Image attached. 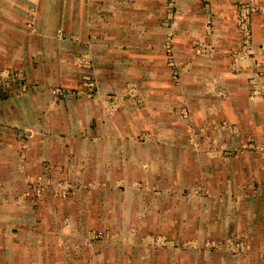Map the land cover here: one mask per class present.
I'll list each match as a JSON object with an SVG mask.
<instances>
[{"label": "crops", "instance_id": "1", "mask_svg": "<svg viewBox=\"0 0 264 264\" xmlns=\"http://www.w3.org/2000/svg\"><path fill=\"white\" fill-rule=\"evenodd\" d=\"M168 5L94 0L71 42L91 66L61 77L79 95L53 97L43 82L0 100V246H153L142 264H264V0H179L174 18ZM164 82L203 107L199 127L172 114L187 132L160 134L179 99Z\"/></svg>", "mask_w": 264, "mask_h": 264}, {"label": "rangeland", "instance_id": "2", "mask_svg": "<svg viewBox=\"0 0 264 264\" xmlns=\"http://www.w3.org/2000/svg\"><path fill=\"white\" fill-rule=\"evenodd\" d=\"M90 1L0 0L1 101L21 95L22 93L26 94L31 85L35 86L38 85V83L41 84L43 82L48 85V92L53 97L65 99L67 97H76L79 95L76 90L74 91V89L64 85L65 79L68 76H64V80H62L61 77L62 72L67 74V71L65 70L71 68L73 63L76 65L81 64L83 68L91 66V62L86 59V55L88 54H85V51H88V49L83 48L80 52L74 53V50L76 49H74V45L71 43L78 42L80 38H82L83 28L76 26V23H78L76 16L79 12L80 14L88 13L89 4L94 3V0ZM102 1L103 0H99V2ZM205 2L207 3L208 1ZM168 3L172 6L170 7V10L172 11L169 16L174 18L179 0H168ZM60 14L64 16L62 22ZM36 22H38L37 25L34 24ZM84 29L88 34H91V29ZM243 32H246V30ZM242 45L243 47H247L244 44ZM173 49L174 45L171 41L167 46V56L169 57L168 62L175 72L173 74V79L178 86L180 84L179 75L176 74L178 73V68L177 65L172 63L173 54L171 53ZM210 50L211 48L205 47L200 53L202 55H208L207 51ZM82 51L84 52L82 53ZM56 57L59 59L58 62L60 63V66H63L62 62L65 66L62 70L58 71L61 76H59L58 73L56 74V64L54 67L51 66L56 62ZM238 59L241 61L244 60V58L240 57ZM35 71L37 78L32 82V77H34ZM70 73L73 74L72 72ZM209 78H211L214 85V80L216 78ZM70 80H72V78H70ZM29 84L31 85L29 86ZM166 84L167 82L161 83V85L159 84V87L161 88L159 92L164 95L172 94V97L176 95L179 99L178 101L176 100L178 102L177 107L170 109V106L167 105L165 107V112L167 113L161 112L165 116L158 122L160 134L166 136L168 132H187L188 126L183 128L184 123L182 121L180 123L179 121L173 122L172 120H168L173 116L172 114H176V116L182 118L185 122L187 121L186 123H196V127H199V119L197 115L199 116L203 112V107H190L185 98L187 92L183 89H177L174 91L171 89V84L168 86ZM196 94H199V92L197 91ZM157 98L154 97L155 100L153 101L156 104H161V111H163L166 101L164 103L161 98ZM159 101L161 102L158 103ZM171 110H173V112H171ZM229 130L232 132L231 129ZM233 131L234 133L237 132L236 129H233ZM206 147L214 148L216 145L214 146L212 143L208 142ZM225 153L226 150H224V153L219 156L223 157L225 156ZM217 171L218 173L222 172L223 168L218 167ZM198 174L203 176L206 175L207 172H205V170H200L197 171V176ZM39 192L40 189L37 193ZM197 196L199 197V193ZM151 225L154 224L152 223ZM10 227L13 228V226ZM98 227L99 226H96L97 231L102 230L100 228L97 229ZM3 236H5V233ZM80 236L79 238L82 239L83 236ZM9 238L13 243L10 236ZM37 239V243L42 241V238ZM30 240L31 237L29 236L26 241L29 242ZM208 240L210 239H207L206 243H209ZM99 241L101 240L96 239L95 242ZM209 244H211V242ZM229 245L230 246L226 247H229L235 255H238L241 252V249L236 244H233L232 246L231 244ZM160 247L165 249L168 246ZM142 248L143 246H0V264H126V262L127 264H142L143 261L145 262V260H150L152 258L150 251L151 248L144 253L143 250H141ZM165 257L167 258L169 255L166 254Z\"/></svg>", "mask_w": 264, "mask_h": 264}, {"label": "built area", "instance_id": "3", "mask_svg": "<svg viewBox=\"0 0 264 264\" xmlns=\"http://www.w3.org/2000/svg\"><path fill=\"white\" fill-rule=\"evenodd\" d=\"M248 9H246L245 11H247ZM244 18H245V15H244V12H243V15H242V19H241V22H242V24H244ZM244 29V28H243ZM247 36H248V32L246 31V33H245Z\"/></svg>", "mask_w": 264, "mask_h": 264}]
</instances>
